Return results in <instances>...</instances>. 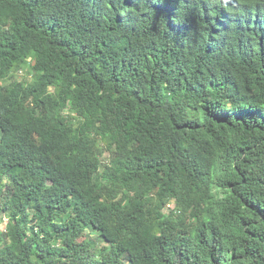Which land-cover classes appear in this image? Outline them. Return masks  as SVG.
<instances>
[{"label": "trees", "instance_id": "obj_1", "mask_svg": "<svg viewBox=\"0 0 264 264\" xmlns=\"http://www.w3.org/2000/svg\"><path fill=\"white\" fill-rule=\"evenodd\" d=\"M0 133V264H264V0H0Z\"/></svg>", "mask_w": 264, "mask_h": 264}, {"label": "rangeland", "instance_id": "obj_2", "mask_svg": "<svg viewBox=\"0 0 264 264\" xmlns=\"http://www.w3.org/2000/svg\"><path fill=\"white\" fill-rule=\"evenodd\" d=\"M24 78H30L29 76H27L24 72L19 73L18 74V79H24ZM0 138H1V133H0ZM108 159H109V154H104L103 156V161L105 163H108ZM170 207H174V203H171ZM8 222V218L6 217V215H3V219H0V228L2 230L5 229L6 224ZM84 239V238H83ZM85 239L91 243V245H93V247H95L98 251L103 247L106 246V244L104 243L103 239L101 238L99 232L95 231L93 228H90L87 230L86 234H85Z\"/></svg>", "mask_w": 264, "mask_h": 264}]
</instances>
